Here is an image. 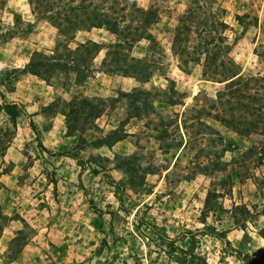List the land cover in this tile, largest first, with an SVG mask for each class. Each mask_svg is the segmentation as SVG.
Instances as JSON below:
<instances>
[{
  "label": "rangeland",
  "instance_id": "374dc122",
  "mask_svg": "<svg viewBox=\"0 0 264 264\" xmlns=\"http://www.w3.org/2000/svg\"><path fill=\"white\" fill-rule=\"evenodd\" d=\"M263 45L264 0H0V264H264V121L214 103Z\"/></svg>",
  "mask_w": 264,
  "mask_h": 264
},
{
  "label": "trees",
  "instance_id": "16d2710c",
  "mask_svg": "<svg viewBox=\"0 0 264 264\" xmlns=\"http://www.w3.org/2000/svg\"><path fill=\"white\" fill-rule=\"evenodd\" d=\"M218 23H219L218 26L220 27V30L224 31L227 25L223 21H219ZM110 30L114 34H117V35L121 34V31H118V29L115 28V24H112V27ZM179 32H180V29H177L175 38H174L176 42L179 41V36L181 35ZM205 52H209V50L205 49L204 54H206ZM261 55H264V50L261 51ZM49 59H50V56L47 57L40 53H34L31 57V60L27 64V68L29 72L35 76H38L41 74V70L43 67H46V71H47L48 69L52 67V65H50L48 62ZM210 59L213 60L214 58H210ZM208 60H209V57L206 58V61ZM234 77H236V75ZM262 80L263 79L260 77L240 78L238 76L234 79H230V81L228 80L223 81V82H226V81L228 82L224 84L225 85L224 90L219 91L217 93L214 103L218 105L228 104L231 106V114H230L231 119L229 118L223 119L225 123L227 124L229 123L232 127H235L232 125L233 122L235 121V119H233V117H235L233 105H237V104L240 105V107H238L237 110L241 111L240 116H238V118L240 119L239 124H244L248 126V128L250 129H256L259 126V124L264 121V114L262 111L264 108V103L262 102V99L259 98V95L257 93L258 90L254 91V93H248V91L250 92L249 89H251V87L249 86L251 83L252 85L253 84L256 85L260 83ZM239 101H241V103ZM250 104L255 106V108L254 107L248 108L247 105H250ZM5 110L8 116L11 118L12 124L15 125L16 113L14 112L15 110L14 106L6 105ZM234 129L237 130L236 128ZM39 147L41 148L40 143H39ZM51 155L69 157V158L76 160L78 164L80 163L79 157L69 152L53 153ZM208 196H209V193L207 195V199H208Z\"/></svg>",
  "mask_w": 264,
  "mask_h": 264
},
{
  "label": "crops",
  "instance_id": "0c3cea01",
  "mask_svg": "<svg viewBox=\"0 0 264 264\" xmlns=\"http://www.w3.org/2000/svg\"><path fill=\"white\" fill-rule=\"evenodd\" d=\"M14 222H18V220H15ZM11 223H13V220H12ZM20 228H21V227H19V228L17 227L18 230H20ZM7 236H8V235H4V236H2V237L0 238V243H1V244H2V241H6V240H7L8 242L10 241L9 238L7 239ZM26 249H27V247H22L18 254H19L20 256H22L23 253L26 252ZM1 252H2V251H0V254H1ZM0 257H1V256H0Z\"/></svg>",
  "mask_w": 264,
  "mask_h": 264
}]
</instances>
